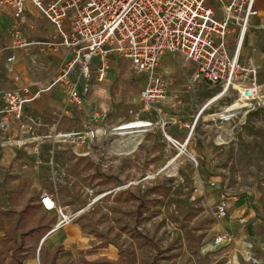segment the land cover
Instances as JSON below:
<instances>
[{
	"label": "rangeland",
	"instance_id": "374dc122",
	"mask_svg": "<svg viewBox=\"0 0 264 264\" xmlns=\"http://www.w3.org/2000/svg\"><path fill=\"white\" fill-rule=\"evenodd\" d=\"M260 3L245 49L264 82ZM10 18L0 17V110L4 91L33 92L60 69L58 52L9 45ZM165 70L172 79L163 111L140 100L151 73L115 56L84 109L47 91L27 104L30 129L13 125L0 147V264H216L229 254L236 264H264V102L230 120L219 117L238 93L211 102L180 149L177 140L187 136L180 121L197 115L220 87L196 77L191 62L159 64L154 74ZM137 117L153 125L143 127ZM44 191L70 215L60 228L61 213L40 204ZM223 202L227 217L216 212ZM218 232L230 245L215 246Z\"/></svg>",
	"mask_w": 264,
	"mask_h": 264
},
{
	"label": "built area",
	"instance_id": "2783aa9c",
	"mask_svg": "<svg viewBox=\"0 0 264 264\" xmlns=\"http://www.w3.org/2000/svg\"><path fill=\"white\" fill-rule=\"evenodd\" d=\"M0 12L11 17L9 37L14 50L36 47L41 52H66L54 78L38 91L32 92L29 87L4 91L0 147L10 141L11 137L8 141H3V137L12 135L13 125L21 132L30 129L31 125L23 122L25 107L41 92L59 87L67 106L82 109L92 81L100 82L108 76L113 56L151 73L140 91L145 109L163 111L169 101L170 73L165 70L154 74L167 58L181 67L191 62L196 77L219 86L212 96H218L214 101L231 92L238 93L223 112L237 116L264 102L258 63L253 55L243 54L245 36L252 20L260 15L257 0H0ZM38 18L50 24L51 34L45 32L37 38L26 32L30 24H37ZM236 32L238 35L230 39ZM7 61L9 69L14 70L16 53L11 52ZM236 103L232 112L227 109ZM199 117L200 113L179 123L186 131L187 141L192 138ZM140 120L145 127L153 125L149 118ZM180 142L177 140L178 145ZM40 204L46 211H59L61 216L64 213L48 191L41 194ZM216 212L221 217L229 216L227 202L219 204ZM231 240L223 232L215 237L217 244H230ZM216 264H234V260L226 256Z\"/></svg>",
	"mask_w": 264,
	"mask_h": 264
},
{
	"label": "crops",
	"instance_id": "0c3cea01",
	"mask_svg": "<svg viewBox=\"0 0 264 264\" xmlns=\"http://www.w3.org/2000/svg\"><path fill=\"white\" fill-rule=\"evenodd\" d=\"M257 7L260 9V12H261V3H260V0H257ZM34 14L35 15H38V13L36 12V11H34ZM0 17L2 18V19H7L8 17L10 18V15L8 14V13H3V12H0ZM34 17V16H33ZM258 16H256L255 18H257ZM254 18V19H255ZM253 19V20H254ZM8 20V19H7ZM38 22H37V24H30V26L28 27V30H26V32H28L30 35H32V36H34V37H37L38 38V36H41V35H43L45 32H47L48 34L50 33H52V29H51V26H50V24L49 23H47V22H45V21H42V20H40L39 18H38ZM252 20V21H253ZM10 24H11V22H10ZM251 40H252V32L250 33V35H249V42H251ZM8 42H9V45H10V37H8ZM245 46H246V44H245ZM245 46H244V48H243V51H244V54L245 55H252V54H250V53H248V50H246L245 49ZM34 50H37V51H40L38 48H36V47H34L33 48ZM41 52V51H40ZM11 53V52H10ZM9 53V54H10ZM14 53H15V51H14ZM47 53V52H46ZM66 54V52L62 49L60 52H58V55H59V61H60V66H61V64H62V59H63V57H64V55ZM255 57V56H254ZM113 59H117V58H113ZM256 59V58H255ZM114 61V60H113ZM257 61V60H256ZM16 62V61H15ZM120 62V61H119ZM177 62H174V61H172V59H169V58H167V59H165V60H163V62L161 63L162 64V66H164V67H167V68H171L172 66H173V64H176ZM178 64V63H177ZM109 74V73H108ZM48 81H46L45 83H47ZM97 81L94 79L93 81H92V83H93V85H92V89H93V87H94V85H95V83H96ZM45 83H43L42 84V86L43 85H45ZM42 86H40V87H42ZM38 89H39V87H33V92H36V91H38ZM92 91V90H91ZM42 93V92H41ZM46 93H51V94H57V95H60L62 98H63V95H62V92L60 91V88L59 87H56L54 90H51V91H47ZM40 95V94H39ZM38 95V96H39ZM63 100H64V98H63ZM65 102V101H64ZM87 102H88V96H87V100H86V104H85V106L82 108V109H84L85 107H86V105H87ZM29 104V103H28ZM27 106V105H26ZM69 107V106H68ZM26 108V107H25ZM69 108H74V107H69ZM74 109H76V108H74ZM77 110V109H76ZM80 110V109H79ZM140 119V118H139ZM18 128L16 127L15 128V130H17ZM13 133H14V128H13ZM48 212H51V211H48ZM4 229V224H0V233L2 232V230ZM228 245H230V244H228ZM218 247V246H217ZM226 256H231V257H233V260H234V264H236V262H235V258H234V256H232L231 254H229V255H226ZM225 256V257H226Z\"/></svg>",
	"mask_w": 264,
	"mask_h": 264
},
{
	"label": "bare ground",
	"instance_id": "6f19581e",
	"mask_svg": "<svg viewBox=\"0 0 264 264\" xmlns=\"http://www.w3.org/2000/svg\"><path fill=\"white\" fill-rule=\"evenodd\" d=\"M241 95V94H240ZM217 97L218 96H215L214 98H212V99H210L206 104H204L200 109H199V113L203 116V114H204V112L205 111H207V110H205V108L208 106V104L209 103H211L212 101H214L215 99H217ZM238 105H237V103L236 104H233L231 107H237ZM231 107H229V108H227V109H230ZM225 110V109H224ZM231 111V110H230ZM221 112H223V111H221ZM232 112V111H231ZM223 113H225L224 115H221L219 118H224V120H226V119H230V115L231 116H234L235 117V115H234V113H228V112H223ZM226 116V117H225ZM136 119H138L139 121H140V123L142 124V126H143V123L141 122V120L137 117ZM126 124H128V125H132L133 124V122H130V123H126ZM122 126H125L124 124H121ZM122 126H120V127H122ZM120 127H114V128H119L120 129ZM143 127H145V126H143ZM131 127H129V129H130ZM119 132H121V130H119ZM119 132H118V129H114V130H112L111 131V133H114V134H118V135H125V134H130V133H124V134H119ZM124 132H125V130H124ZM188 142L189 141H187L186 139L183 141V142H180V144L178 145L179 147H180V149H182V148H184L187 144H188ZM70 219V215H68V214H65V213H63L62 214V220H60V222H59V224H58V226H57V228H60L64 223H66L68 220ZM223 244H225L224 242H222V243H220V244H216L215 246H221V245H223Z\"/></svg>",
	"mask_w": 264,
	"mask_h": 264
},
{
	"label": "trees",
	"instance_id": "16d2710c",
	"mask_svg": "<svg viewBox=\"0 0 264 264\" xmlns=\"http://www.w3.org/2000/svg\"><path fill=\"white\" fill-rule=\"evenodd\" d=\"M17 264H21L20 261H18Z\"/></svg>",
	"mask_w": 264,
	"mask_h": 264
}]
</instances>
